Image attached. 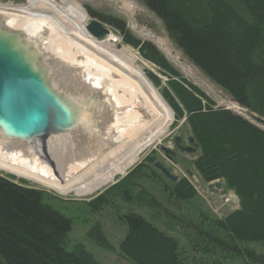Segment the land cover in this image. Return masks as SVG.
<instances>
[{"label":"trees","instance_id":"16d2710c","mask_svg":"<svg viewBox=\"0 0 264 264\" xmlns=\"http://www.w3.org/2000/svg\"><path fill=\"white\" fill-rule=\"evenodd\" d=\"M139 1L249 120L204 94L123 19L88 11L153 65L149 80L174 111L175 124L185 118L198 145L193 169L203 183L219 180L232 190L238 206L219 217L193 206L195 186L187 177L167 179L153 166L155 152L85 203L124 204L118 218L126 234L118 250L130 264H264V0ZM71 226L44 191L0 173V264H102L82 244L66 249ZM87 234L109 247L100 223Z\"/></svg>","mask_w":264,"mask_h":264},{"label":"bare ground","instance_id":"6f19581e","mask_svg":"<svg viewBox=\"0 0 264 264\" xmlns=\"http://www.w3.org/2000/svg\"><path fill=\"white\" fill-rule=\"evenodd\" d=\"M120 1L130 4L129 0ZM76 3H0L6 26L24 31L50 57L52 82L60 100L69 104L74 121L69 132L39 139L34 136L19 141L0 136V170L60 196L82 197L98 193L116 174L124 175L145 149L164 137L174 118L158 90L145 78L144 61L129 48L116 49L108 42L110 34L96 39L99 42L87 34L88 16ZM136 31L155 41L186 76L212 91L165 39L144 29Z\"/></svg>","mask_w":264,"mask_h":264},{"label":"rangeland","instance_id":"374dc122","mask_svg":"<svg viewBox=\"0 0 264 264\" xmlns=\"http://www.w3.org/2000/svg\"><path fill=\"white\" fill-rule=\"evenodd\" d=\"M7 1H11L14 4L24 3V0H0V3H7ZM129 3L130 4L126 5L123 1L120 0H77L76 4H80L85 9H90L95 13L116 16L118 18L123 19L126 22L127 28L132 34H134L137 38L143 41H149L154 44L158 48V50L166 57L169 63L175 69H177L184 77H186L188 81H190L191 83L196 85L200 90H202L204 94H206L209 98L215 101L218 105L231 106L230 103L233 102L230 100V98L222 90H220L213 83H211L192 63H190L180 53V51H178L172 45V43L166 36L165 30L161 22L150 11H148V9L145 8L139 0H129ZM89 17L90 19L92 18L91 16ZM0 19L4 20L1 16ZM90 19L88 18V21ZM104 26L110 32H112L113 36H111V38H117L115 42H111L110 37H108V42L110 44H113L116 49H121L123 47L129 48L131 51L136 53L139 59L143 62V59L140 57L137 50L131 48L130 46L122 44L117 33L109 25L104 24ZM139 29H144L146 33H151L155 37L165 39L173 49L175 48L174 50L179 53L181 58L184 59L195 69L198 76L201 77L207 85H209L212 91L207 90L203 85L197 83L193 78L186 76L181 70H179V68L167 58V56L160 49V47L155 41L140 37L136 31ZM88 50H90V52H93L91 48H89ZM94 54H96L98 58L102 61H106V58H104L97 52L94 51ZM152 69L154 71V67H152ZM173 124H175V122ZM173 124H171L169 128L170 132L168 131V134L166 133L164 137L162 136L160 138V144L167 146L171 143L172 139L175 136H179L183 140H187V137H189V131L184 121H178L175 125ZM152 152H155L154 155L157 159L156 162L161 163L165 168H167L172 174L176 175L177 177H187L190 182L195 186L197 196L194 200L191 201V204L193 206H199L209 214L218 217L226 214L227 212L235 209L238 206V199L233 193V191L226 189L221 181L216 180L209 183H203L200 180L191 164V160L194 158L197 152L193 154H187L186 164L182 167H179L178 169L174 166H172V168H168L167 165L164 163L162 157L160 156L161 150H159V145H152L141 153L139 159L129 169L133 168L145 156L152 154ZM127 171L125 175L127 174ZM0 173L1 175L12 178L16 182L21 181L25 184H28L29 186L44 191V193L46 194V201L53 205V207L58 209L65 216L72 219L71 230L68 232L67 235V242L65 245L66 249H70L75 244H82L87 250L92 252L102 264H130L127 260L123 259L120 256L118 250L119 241L122 240L126 234V225L121 222L118 218V213L121 211L120 205L124 204L118 202L117 204L119 206L116 207L112 206L111 204H108L103 207L95 208L94 206L85 203L87 201H90L97 195L101 194L108 187L112 186L111 184L107 185L102 190H99L98 193L95 192L87 196H60L54 191L29 183L24 179L18 178L11 174H7L1 170ZM124 207L127 208L128 206L125 205ZM95 223L101 224L102 232L108 240L109 247L105 248L104 246L100 245L96 239H93L92 237L88 236V231L92 228ZM172 234L178 236L177 232L175 231H172ZM248 245L257 250L260 246L257 242L248 243Z\"/></svg>","mask_w":264,"mask_h":264},{"label":"water","instance_id":"95a60500","mask_svg":"<svg viewBox=\"0 0 264 264\" xmlns=\"http://www.w3.org/2000/svg\"><path fill=\"white\" fill-rule=\"evenodd\" d=\"M82 9L90 19L89 11L83 6ZM85 31L99 40L105 39L111 33L104 24L94 18L86 23ZM143 61L145 66L142 72L154 86L147 76L153 71V65ZM52 66L50 57L44 53L35 39L20 29L6 26L4 20L0 19V136L20 141L72 130L74 123L72 113L68 111L67 101L60 100V92L52 82ZM160 96L164 100L161 94ZM164 102L172 112L174 123L175 113L165 100ZM236 106L227 105L226 108L249 120L245 114L246 110L237 104ZM260 128L264 129L262 126ZM160 141L159 139L155 144L159 145V150L170 152L171 149L160 144ZM179 141L180 137L175 136L174 142ZM187 142L188 146L193 148L186 151H196L198 145L192 136L187 138ZM153 166L167 179L174 182L178 179L161 163L154 162ZM124 175L116 174L111 185L117 183Z\"/></svg>","mask_w":264,"mask_h":264},{"label":"flooded vegetation","instance_id":"af4514ba","mask_svg":"<svg viewBox=\"0 0 264 264\" xmlns=\"http://www.w3.org/2000/svg\"><path fill=\"white\" fill-rule=\"evenodd\" d=\"M167 146L171 149V151L168 153L161 151L160 156L162 157L164 163L167 165L168 168H172V166L176 167L177 169L179 167H182L183 165L186 164L187 154H193L197 152V149L194 152L186 151V149L189 150L192 149L193 147L188 146L187 140H183L181 138L180 141L177 143L174 142V138H173L171 143L168 144Z\"/></svg>","mask_w":264,"mask_h":264},{"label":"built area","instance_id":"2783aa9c","mask_svg":"<svg viewBox=\"0 0 264 264\" xmlns=\"http://www.w3.org/2000/svg\"><path fill=\"white\" fill-rule=\"evenodd\" d=\"M111 36H113L112 33H110V39L112 40L111 42H115L117 40V38H111ZM113 39H115V41H113Z\"/></svg>","mask_w":264,"mask_h":264}]
</instances>
